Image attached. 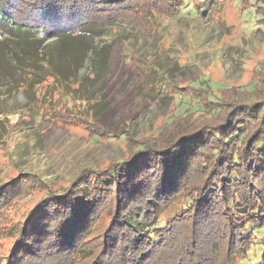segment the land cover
Here are the masks:
<instances>
[{
  "label": "trees",
  "instance_id": "obj_1",
  "mask_svg": "<svg viewBox=\"0 0 264 264\" xmlns=\"http://www.w3.org/2000/svg\"><path fill=\"white\" fill-rule=\"evenodd\" d=\"M184 1L0 0V43H38L6 54L8 90H40L51 77L49 87L66 83L57 89L78 98V71L97 49L89 44L63 68L55 56L67 37H94L115 21L131 24L127 14L150 3L172 13ZM208 1L212 8L216 0ZM52 38L60 40L42 45ZM199 83L178 104L188 96L201 107L155 135L126 136L125 157L80 167L61 188L44 183L5 264H241L256 243L251 228L264 231V83L214 95L208 81ZM31 176L25 178L38 175ZM9 186L0 187V205ZM174 202L173 216L161 224L159 215ZM103 216L107 222L98 227ZM260 259L264 264V248Z\"/></svg>",
  "mask_w": 264,
  "mask_h": 264
},
{
  "label": "rangeland",
  "instance_id": "obj_2",
  "mask_svg": "<svg viewBox=\"0 0 264 264\" xmlns=\"http://www.w3.org/2000/svg\"><path fill=\"white\" fill-rule=\"evenodd\" d=\"M149 5L127 14L131 24L115 21L100 35L64 40V53L55 56L63 68L89 44L97 49L78 71L76 99L57 89L66 83L49 87L51 77L40 90L10 92L3 59L38 43L13 38L0 43V187L15 182L0 205V264L45 184L61 188L80 167L107 166L127 155L126 136L155 135L176 116L200 108L188 96L178 104L190 85L208 81L214 95L223 87L264 83V0H216L212 8L208 0H188L172 13ZM30 173L38 176L26 179ZM176 207L170 203L159 215L161 224ZM106 222L103 216L98 227ZM251 229L256 243L241 264L261 262L264 231Z\"/></svg>",
  "mask_w": 264,
  "mask_h": 264
}]
</instances>
